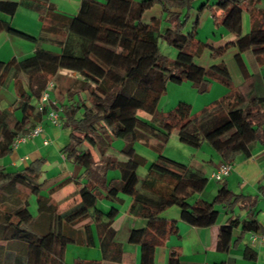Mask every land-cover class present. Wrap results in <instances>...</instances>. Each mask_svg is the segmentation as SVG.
Returning a JSON list of instances; mask_svg holds the SVG:
<instances>
[{"label": "trees", "instance_id": "1", "mask_svg": "<svg viewBox=\"0 0 264 264\" xmlns=\"http://www.w3.org/2000/svg\"><path fill=\"white\" fill-rule=\"evenodd\" d=\"M193 1L80 0L77 13L66 16L36 0H0V13L12 15L22 7L35 11L42 20L41 32L32 35L0 17V31L35 45L31 54L0 63V89L11 88L14 92L9 105L0 106V159L12 152V143L18 136L46 118L48 108L39 111L37 106L49 78L57 81L59 69L78 73L80 78L70 83L77 84L78 90L65 87L60 92L63 100L56 102L61 125L70 129L69 141L60 150L65 159L81 165L89 179L94 173L96 180L102 176L105 197L110 201L120 203V194L131 197L128 212L145 220L144 226L130 228L126 233V242L140 247L139 264H154L155 247L176 230L174 220L159 216L169 206H177L180 218L195 227L210 226L228 214L216 232L215 248L221 252L228 251L234 227L239 225L242 231L252 233L261 229L252 212L256 198L232 191L223 178L216 181L218 189L211 200H190L209 178L202 166L180 163L160 153L172 130L180 141L191 146L206 139L220 161L229 164L249 157L255 143L264 145V74L250 71L244 59V55L260 61L264 57V8L257 6L260 0L206 1L197 8V12L204 7L218 10L212 12L213 20L235 35L231 43L236 49L233 57L243 76L239 87L213 100L197 114H191L190 104L185 102L168 112L157 109L168 81H190L198 92H205L212 81L233 87L223 60L208 66L194 60L207 44L195 37L197 19L189 31L183 30ZM155 4L171 23L162 31L142 18L145 10ZM243 11L250 17V28L245 33ZM159 38L177 47L174 58L161 53ZM45 44L58 49L45 48ZM228 46L229 43L210 47V57H221ZM139 111L157 120L161 129L141 119ZM149 136L157 139L153 145L156 157L147 164L144 175H139L138 167L147 161L136 153L133 143L138 139L147 142ZM114 138L126 140L121 149L124 160L106 155ZM86 142L99 153L101 170L95 169L97 163ZM42 162V158L32 160L27 167L31 173L26 168L6 170L0 162V264H64L67 243L78 237L71 226L88 216L99 228L102 258L121 262L123 241L110 227L117 207H98L96 185L84 182L77 187L80 201L57 212L48 197L40 194L35 180ZM111 167L118 169L119 176L106 179ZM18 184L28 186V194L35 196L36 214L29 209L26 197L17 204L7 202ZM236 204L246 208L244 216L233 213ZM90 237L87 236L88 241ZM73 264L96 263L75 260ZM167 264L201 263L183 261L173 250ZM212 264H233V259Z\"/></svg>", "mask_w": 264, "mask_h": 264}, {"label": "crops", "instance_id": "2", "mask_svg": "<svg viewBox=\"0 0 264 264\" xmlns=\"http://www.w3.org/2000/svg\"><path fill=\"white\" fill-rule=\"evenodd\" d=\"M36 1H40L44 4L50 5L54 7L56 11L61 12L66 16L75 15L78 11L80 3V0ZM206 1L208 2V0H204V2ZM212 12L218 13V10H215L214 8L209 9L207 7H204L201 12H197V10L192 7L189 11V19L191 15L192 20L191 22H189V19L187 20L185 24V31H189L191 29V23L196 19L198 20V26L207 24L209 21V16L212 17ZM0 17L9 20L10 24L13 27L23 30L29 34L38 35L41 32L42 20L35 11L19 7L12 15L0 13ZM142 18L146 22H151L154 25V28L157 30L162 21H167L166 23L171 25L158 4H155L149 9L145 10ZM25 22H28L29 24L26 25L27 23L25 24ZM213 23L215 25V28L219 29L217 31L218 36L215 37V39H208L206 42L207 47L204 48L199 55L195 56L198 59V61L196 62L203 66H208L213 61L220 60H223L226 65L227 59H230L229 61H231L232 59H234L233 56L236 53V49L231 44L235 40V35L224 29L222 26L220 29L217 21L215 22L213 20ZM249 28V14L246 11H243V33L247 32ZM227 43H229V46L226 48L224 54L221 57L216 58V60H213L210 57V47L224 46ZM44 47L53 50L54 48H57L50 44H45ZM34 48L35 45L31 41L23 39L14 34H10L3 30L0 31V63L6 62L11 57H25L31 54ZM257 65H259L258 62ZM56 75L58 76H56L58 78L57 81H53L54 84L48 87V80L44 90L47 89L49 97L52 100L58 102L59 100H63V96L61 97L60 92L62 90H65V87L71 86L72 91L78 90V88L75 89L74 84H63L61 81V76H65L66 78L70 77L73 83L74 80L79 79L80 76L78 73L66 69H59ZM242 81H240V84L242 83ZM214 82L219 83L217 81H212L205 92L210 90L211 86L213 85L212 83ZM8 89L9 88H7L5 92L3 91V88L0 89V99H2V101L3 99H6L10 103L14 99V92L13 90H11L10 94V92H8ZM221 96L216 97L213 100H216ZM213 100H211L208 105ZM39 124L42 128V131L39 134L29 138L24 143H20L15 149H12V152L10 153L11 158L8 162V164L12 166L11 169H7V166L4 164L5 162L2 159L1 164L4 166V168L9 171L26 168V172L31 173V170L27 169L29 163L32 160L42 158L43 162L40 167L41 173L35 180L37 184L40 185V194L43 188L49 191V195H41L48 197V199L55 205L57 212H63L80 201L77 187L84 182L92 186L96 185L95 187H97V190L99 191L100 199V204L98 203V200L96 202V205L98 207L106 210L109 206L114 205L118 209L117 215L111 222L110 227L113 232L118 235L123 241L124 253L123 260L121 262L109 261L102 258L99 243L100 239L98 236L99 228L95 225L93 220H91V217L88 216L80 219L71 226V229L75 231L78 237L77 240L69 242L72 246H68L67 243L63 255V263L73 264L75 260H82L85 262H93L96 264H139L140 247L137 244L127 243L126 233L130 228L144 226L145 220L141 217L133 216L128 212V208L131 203V197L125 194H120L118 195L121 199L120 203L110 201L107 197H105L106 184L103 183L104 181H102V176H100V178L96 180L97 175L94 173L89 179L87 177L88 174L86 173V176L82 170L76 175V178H74V173L68 171L66 172L64 167L59 163V160L54 159L51 162H48L46 160L48 158L47 154L52 153V155L56 156V151L54 150V148H48V150H46V154L42 155L44 153L41 151V146L50 144V141L47 144H44L43 139L47 138V135H49V124H53L45 117L41 119ZM56 147L58 148L57 145ZM58 149L60 151L59 159L69 160L65 159L63 153L60 150L61 148ZM31 155L34 156V158L28 161ZM220 162L221 161L218 154H216L215 156L211 155V157H209L208 159H203L201 162H195L196 166H202L204 173L209 177L204 188L200 192L194 194L195 199H201L202 196L206 193L211 196V199L213 198L218 189V184H212L208 181H210L209 179H211L210 173ZM96 163L97 164L95 165V169L101 170V164L99 162ZM191 165L193 164L191 163ZM231 165L232 168L230 173L224 178L226 185L234 192H242L243 194L250 195L256 198V201L252 208V212L261 226L260 231L255 233L257 235L256 238L252 239V232L242 231L241 227L238 225L233 228L231 245L228 251H218L215 248L217 228L220 223L224 222L228 214L221 216L219 221L210 226L195 227L180 218L179 209L177 206H169L162 212H160L159 216L167 219L168 221L174 220L176 222V230L168 233L165 236L163 242L155 247L154 264H167L169 254L173 250L177 252L179 257L183 261L187 262L212 264L232 258L233 264H264V145L259 142L255 143L249 157L236 160ZM59 176L61 178L59 181H55L53 184L51 183L52 185H45L46 183L51 182L52 179H57ZM118 176L119 173L115 177L111 178H117ZM106 179H110L108 178L107 172ZM212 180L213 179H211V181ZM65 184H73V188L69 186L67 188L68 192L64 191L62 195L59 196V190H61ZM34 197L35 196L33 194H28L26 199L29 201V209L32 210L31 212L33 214H36V203L34 202ZM233 213L238 214L240 217H242L246 213V208H241L238 204H236L233 208ZM88 235L91 236L90 241H88L87 239ZM74 247L79 251L80 254H73Z\"/></svg>", "mask_w": 264, "mask_h": 264}, {"label": "rangeland", "instance_id": "3", "mask_svg": "<svg viewBox=\"0 0 264 264\" xmlns=\"http://www.w3.org/2000/svg\"><path fill=\"white\" fill-rule=\"evenodd\" d=\"M98 1H101V0H98ZM213 1L215 0H208V3H212ZM202 2H204V0H194L193 1L194 9L197 10L198 6ZM257 6L264 8V0H260ZM191 20L192 18L190 15L189 22H191ZM166 22L165 21L161 22L160 26L158 27L159 31H162L166 26L169 25ZM25 24L28 25L29 23L25 22ZM219 26H220L219 28L221 29V25ZM218 30L219 29L215 28V25L213 23V18L209 16V21L207 24H202L197 27L195 37L200 39L204 43H206L208 39L210 38L215 39V37L218 36V32H217ZM184 31H185V26H184ZM158 47L161 53H163L168 59H172L176 56L177 47L168 44L162 38L158 39ZM57 49L58 48H54V50H57ZM244 59L250 71H255V70L258 71L260 76L264 74V64H262L264 63V57H262L260 61V60L250 58L248 57V55H244ZM194 60L198 61V59L195 56H194ZM229 60L230 59H227L226 65L232 77V82H233L232 89L214 82L212 83L213 85L211 86L210 90H208L207 92H198L196 88L192 86L190 81H181L180 83H173V82L168 81L165 86L164 93L160 96L158 100V103H157L158 111L168 112L170 110H173L179 102H185L187 104H190V113L197 114L201 111L202 108L208 105V103L211 100L215 99L216 97L226 94L230 90H234L235 88H238L240 85V81L243 80V76L237 66L236 61L234 59H232L231 61ZM256 61L259 63V65H257ZM49 80L56 81L53 77H50ZM61 81L63 84H66V85L67 84L69 85L72 82L70 77L66 78L65 76H61ZM74 85H75V89L78 88L77 84H74ZM8 90L7 91L10 92L11 94L12 89L9 88ZM3 91L5 92L6 88ZM73 95L74 97H77L76 93H74ZM65 98H66V95H65ZM32 101L33 102L35 101L34 98L32 99ZM8 105H9V102L6 99H3V101L2 99H0L1 107L8 106ZM138 115L141 117V119L145 120L150 125L156 127L157 129H161V125L159 124V122L157 120H151L150 117L146 115L144 112L139 111ZM69 132H70V129L67 127H63L61 125V122H60V125L58 126H53L49 124V135H47V138L49 139L50 144L41 146L42 147L41 151L44 153L42 155H45L46 150H48V148H54V150L56 151L55 153L56 156L52 155V153H49L47 154L48 158L46 160L48 162H51L54 159L59 160V163L64 167L65 171L73 172L74 178H76V175L83 170V167L70 160H60L59 159L60 151L58 148H62L69 141ZM156 142H157V139L155 137L149 136L147 142H145V140L138 139L133 143L136 153H138L140 156H142L147 161L145 165H140L138 167L137 172L139 173V175H144L147 169V164L152 162L155 159L156 149L154 148L153 145ZM125 143H126V140L123 138H114L111 142V145L108 147L106 151V155L115 157L118 160H124L125 156L122 154L121 149L124 147ZM56 145L58 146V148L56 147ZM86 145L92 150L94 154V159H96V162L97 161L100 162L99 153L93 147V145L87 142H86ZM160 153L174 161L184 163V164H189V165H191V163L195 165L196 161L201 162L203 159H208L209 157H211V155L215 156L217 154L216 150L212 147V145L206 139H203L198 146H191L187 143L180 141L177 137L175 130H172L170 134L168 135L167 140L163 143L162 147L160 148ZM10 158H11L10 154L2 158L5 162L4 164L7 166V169L12 168V166L8 164ZM33 158L34 156L31 155L28 161L32 160ZM2 159H0V162L2 161ZM118 173L119 171L116 167H111L107 171L108 178L115 177ZM60 179L61 178L59 176L57 179H52L51 182H48L45 185L48 186L51 183L53 184L55 181H59ZM209 180L210 181L208 182H211L212 184H218V182L214 180L212 181L211 179ZM69 186L72 187L73 184H70V185L65 184L63 188L59 190V193H58L59 196L62 195L64 191L68 192L67 188ZM28 193H29L28 186L22 185V184L15 185L12 193L8 195L7 202L12 203V204H17L20 201L22 202V200L28 196ZM41 194L49 195V191L43 188V190H41ZM194 196L195 195H192L190 197V200H194L195 199ZM201 199L211 200V196H209V194L206 193L205 195L202 196ZM98 203L100 204V199H98ZM68 246H72L71 243H68ZM73 254L75 255L80 254L79 251L75 249V247L73 248Z\"/></svg>", "mask_w": 264, "mask_h": 264}, {"label": "built area", "instance_id": "4", "mask_svg": "<svg viewBox=\"0 0 264 264\" xmlns=\"http://www.w3.org/2000/svg\"><path fill=\"white\" fill-rule=\"evenodd\" d=\"M53 85V81L49 80L47 86L50 87ZM47 107V111L45 113L46 118L54 125L58 126L60 125L59 121V108L56 107V101L52 100L49 97V93L47 89H45L41 96H40V102L37 106V109L39 111L44 110V107ZM42 131V128L40 124H37L34 128H32L29 132L26 134L18 136L12 143V147L15 149L20 143L28 140L29 138L39 134ZM49 142V139L44 138L43 143L47 144ZM232 165L229 163L220 162L216 168L210 173V178L214 181H219L225 178L231 171ZM256 234L252 233V239L256 238Z\"/></svg>", "mask_w": 264, "mask_h": 264}]
</instances>
